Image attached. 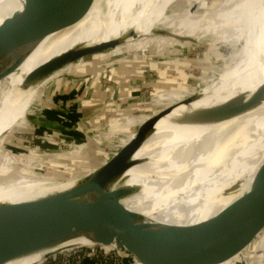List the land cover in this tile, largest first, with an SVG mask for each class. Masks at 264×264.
Listing matches in <instances>:
<instances>
[{"label": "bare ground", "instance_id": "1", "mask_svg": "<svg viewBox=\"0 0 264 264\" xmlns=\"http://www.w3.org/2000/svg\"><path fill=\"white\" fill-rule=\"evenodd\" d=\"M160 1L78 0L64 10V29L46 38L23 63L24 73L27 76L72 49L85 50L124 37L151 36L159 27L171 29L174 36H183L200 26L202 33L214 41H233L245 33L264 32V18L258 14L264 0H244L212 13L201 9L202 14L194 12V7L183 11L168 9L159 5ZM185 1L196 8L200 4L210 8L206 0ZM24 2L10 0L0 4V46L9 36L12 18L23 9ZM260 41L256 49L253 42L249 44L213 93L170 107L159 121H146L118 151L140 149L135 160H149L132 168L125 183L117 186L127 187L129 192L127 198L118 199L119 203L154 223L186 225L209 219L230 206L236 199L210 202L226 189L238 185L242 193L250 191L256 173L264 169V36ZM58 74L28 91L23 90L25 79L21 81L16 73L0 82V136L14 127L34 126L28 118L29 107L43 92L44 85ZM7 86L13 93L6 98ZM42 128L48 131L45 126ZM170 129L171 135L163 141L149 142L157 131ZM0 166V202L36 199L66 189L72 182L49 186L46 181L15 179L7 172L8 165ZM179 208H185L190 216L162 220V216ZM263 239L262 232L245 252L231 253L213 264H235L239 259L258 264L254 257ZM85 243L88 242L82 238L70 244ZM46 254L48 251L9 264H42Z\"/></svg>", "mask_w": 264, "mask_h": 264}, {"label": "water", "instance_id": "2", "mask_svg": "<svg viewBox=\"0 0 264 264\" xmlns=\"http://www.w3.org/2000/svg\"><path fill=\"white\" fill-rule=\"evenodd\" d=\"M77 1L25 0L0 46V82L16 73L46 38L64 29V10ZM193 7L195 12L197 8ZM258 14L264 18V6ZM124 42L72 49L52 58L26 76L23 90L34 89L63 68ZM45 111L60 118L68 116V111L56 108ZM163 113L165 110L151 117L159 121ZM46 122L63 136L78 134L75 127ZM139 150L113 151L86 174L73 179L66 189L22 202H0V264L48 251L46 261L82 238L90 244L127 252L139 264H213L231 253L245 252L264 232V169L256 173L249 192L242 193L237 185L213 197L212 204L228 198L236 200L221 213L195 224L154 223L129 210L118 202L129 196L128 188L117 186L132 168L149 162L135 160ZM187 214L185 208H179L162 216V220L176 221L190 216ZM235 264L249 262L239 259Z\"/></svg>", "mask_w": 264, "mask_h": 264}, {"label": "rangeland", "instance_id": "3", "mask_svg": "<svg viewBox=\"0 0 264 264\" xmlns=\"http://www.w3.org/2000/svg\"><path fill=\"white\" fill-rule=\"evenodd\" d=\"M8 1L10 0H0V4ZM206 1L209 2L210 8H206L204 4H200L195 10L197 14H202L203 10L206 9L212 13L217 9L231 8L241 4L244 0ZM159 5L166 6L168 9H178V11L188 10L190 7L196 6H192L191 2L185 0H179L177 3H173L172 0H161ZM197 27L200 28V26ZM199 28L191 29L187 35L183 36H174L171 29L159 27L154 35L151 36L141 35L137 36V39L124 37L121 40H125V42L121 46L82 59L74 63L73 66H68L58 71L56 74H60L56 75L54 80H50V82L44 85L43 92L36 96L35 103L29 107L30 113L28 118L34 126L25 124L22 128L14 127L3 138V135L0 136V165H8L6 170L7 172L10 171L12 178L20 179L24 177L29 178L33 182L46 181L49 186L55 183H65L78 179L101 162L108 154H111L113 151L118 152L121 149L119 141L122 138L132 137L135 131L132 129L135 128L130 125L126 126V119L124 117H119V122L117 121L111 127H108L107 124L105 130L101 132H99L100 129L94 131L92 128H85L82 133V139H78L75 135L70 136L71 139L76 138V141L84 144V147H76L73 150L71 149V141L64 142L60 138L51 137L42 128L45 126L48 130H53L50 125L46 124V121L60 124L59 121L62 120L59 117L60 120L55 121L45 113L46 109L53 108L52 101L54 96H62L67 91L68 86L73 85L75 87L74 84H82L83 81H87L89 78L93 81L92 88H95L94 85L98 81H104L110 75L112 76V80H114L115 76L124 70L121 67L127 61L138 60L139 58L145 59L147 62L158 60L161 63L164 62L165 66H173L180 73L182 82L188 90L180 94L156 93L153 90L152 92L147 90L142 94L140 100L143 103L151 101V99L160 100L159 106L153 108V110L150 108L149 112L142 110L141 113L138 112L129 118L138 119L140 117L152 116L167 107H173L186 100H193V98L209 94V92L213 93L219 82L223 81L238 64L249 44L253 42L252 46L254 49L258 48L260 40L264 36V32L258 31L254 34L245 33L233 41H214L212 37L203 34ZM140 37L143 39L139 40ZM78 63L83 65V67L79 71H74L73 68ZM139 70H141L142 74L146 75V79L150 80L154 77L147 67H141ZM16 74L19 75L21 81L26 78L23 65L17 70ZM81 74H88V76L84 78L85 80L78 78ZM47 80L43 81L40 85H43ZM109 85L106 86L108 87ZM83 88L84 86L79 90V93H84ZM6 90L5 96L7 98L12 95L13 91H11V86H7ZM74 100L77 99L75 98ZM95 126V128L98 127L97 125ZM135 126L138 125L135 124ZM79 127L78 125L75 126L78 133L81 130V127ZM4 133H7V131ZM60 150H68L69 153L60 154ZM4 155L7 158H2ZM8 160H11L10 165L7 164L10 162ZM63 168L66 169L61 173L64 174L63 177H58L57 174H54L55 169L63 170ZM125 181L126 178L119 185L125 183ZM260 252L261 249L256 250V254Z\"/></svg>", "mask_w": 264, "mask_h": 264}, {"label": "crops", "instance_id": "4", "mask_svg": "<svg viewBox=\"0 0 264 264\" xmlns=\"http://www.w3.org/2000/svg\"><path fill=\"white\" fill-rule=\"evenodd\" d=\"M145 61L142 58L127 61L121 67L124 70L115 76L113 82L108 87L103 84V81H98L94 85L95 88H92L93 81L90 78L87 81H83L82 84H74L75 87L73 85L68 86L67 91L62 96H54L52 101L53 108L60 109L62 112L68 111L66 112L68 116L62 117L61 121H59L60 116L58 114L49 115V117L68 127L80 126L81 128H79L82 131L79 130L77 134L78 139H82V133L85 128H92L94 131L100 129L99 132H101L105 130L107 124L108 127H111L117 121L119 122V117H124V119H127L125 125L134 126L133 128H135H131L133 131L135 130L132 137L122 138L119 141L120 147H124L135 137L143 123L152 120L151 116L140 117L138 119L129 117L138 112L141 113L142 110L149 112L150 108L153 110V108H156L160 104V100L154 99L143 103L140 100L143 93L147 90L151 92L153 90L156 93L180 94L188 90L182 82L180 73L173 66H165L164 62L161 63L158 60ZM141 67L149 68L154 77L150 80L146 79V75L142 74L141 70H139ZM82 86H84V93H79ZM75 98L77 100L80 99L79 104L72 108L69 107L68 102L75 101ZM167 109L169 108L167 107L164 110ZM46 124L49 125L48 123ZM135 124L138 126H135ZM95 125L98 127L95 128ZM136 127L138 128L136 129ZM172 131L173 129L159 130L152 136L149 142H161V140L170 136ZM44 132L47 131L44 130ZM259 249H261V252L255 255L254 261L258 264H264V239ZM83 264L100 263L86 261ZM123 264L134 263L130 260H123Z\"/></svg>", "mask_w": 264, "mask_h": 264}, {"label": "built area", "instance_id": "5", "mask_svg": "<svg viewBox=\"0 0 264 264\" xmlns=\"http://www.w3.org/2000/svg\"><path fill=\"white\" fill-rule=\"evenodd\" d=\"M73 66V64L69 65ZM68 67V66H67ZM83 65L80 63L76 64L74 66V71L81 70ZM88 74L84 75L81 74L78 78L84 79L87 78ZM85 80V79H84ZM112 76L110 75L108 78H106L103 81V84L109 85L112 83ZM80 102V99L75 101H69L68 106L73 107L78 105ZM127 120V119H126ZM22 134V132H20ZM19 133V134H20ZM46 133H49L51 137H57L60 138L61 141L64 142H72L71 149L75 150L76 147H84V144H80L79 141H76V138H70L69 136H63L53 130H48ZM17 134V133H15ZM60 154H66L69 153L68 150H60ZM57 154V155H60ZM27 159V158H26ZM264 233V232H263ZM54 258L58 259V264H83L86 261H95L100 264H123V260H130L134 264H139L135 258L128 254L127 252H122L115 247H106L101 245H95L90 243L85 244H76L72 247H69L62 252L58 256H55ZM42 264H50V259L44 261Z\"/></svg>", "mask_w": 264, "mask_h": 264}, {"label": "trees", "instance_id": "6", "mask_svg": "<svg viewBox=\"0 0 264 264\" xmlns=\"http://www.w3.org/2000/svg\"><path fill=\"white\" fill-rule=\"evenodd\" d=\"M64 170H66L65 168H63V170L62 169H55L54 170V174H57L58 175V177H63L64 176V174H61L62 173V171H64ZM64 173V172H63ZM61 174V175H60ZM50 264H58V259L57 258H51L50 259Z\"/></svg>", "mask_w": 264, "mask_h": 264}]
</instances>
